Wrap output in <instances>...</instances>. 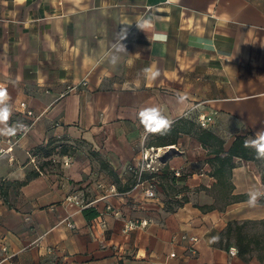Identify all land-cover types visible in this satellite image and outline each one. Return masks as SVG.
<instances>
[{"label":"crops","instance_id":"1","mask_svg":"<svg viewBox=\"0 0 264 264\" xmlns=\"http://www.w3.org/2000/svg\"><path fill=\"white\" fill-rule=\"evenodd\" d=\"M152 64L156 81L142 72ZM0 83L9 124H32L0 136L2 264H264V197L247 202L264 191L263 164L216 159L264 131V0H0ZM152 105L174 121L165 134L138 119ZM143 144L171 150L154 199L128 171ZM111 186L119 195L106 197ZM89 204L96 219L84 216ZM232 223H248L250 254H238L235 232L227 239Z\"/></svg>","mask_w":264,"mask_h":264},{"label":"clouds","instance_id":"2","mask_svg":"<svg viewBox=\"0 0 264 264\" xmlns=\"http://www.w3.org/2000/svg\"><path fill=\"white\" fill-rule=\"evenodd\" d=\"M145 25H151V21L141 20L136 26L143 31ZM120 38L118 51H123L125 46L122 41L127 38V29H121L118 33ZM158 39L164 40L166 36L158 34ZM118 57L112 56L109 62L112 65H116ZM146 79L156 81L160 75L161 70L152 64L142 70ZM11 96L8 92V86L4 83H0V136H16L18 133L27 131V125L23 122L17 121L9 124L12 117L13 107L10 103ZM176 101L179 104L187 105L189 97L183 93H178ZM138 119L146 131L150 133L165 134L170 129L174 121L165 114V111L159 105H152L141 108L138 111ZM245 147H252L256 150L258 156L264 157V131H260L256 134L255 138L250 141H245ZM264 197V191L250 190L248 192V204L252 207H256L260 198Z\"/></svg>","mask_w":264,"mask_h":264},{"label":"built area","instance_id":"3","mask_svg":"<svg viewBox=\"0 0 264 264\" xmlns=\"http://www.w3.org/2000/svg\"><path fill=\"white\" fill-rule=\"evenodd\" d=\"M70 91L76 90V87H71L69 88ZM22 108L25 109V114L28 117H33V112L29 111L26 107L25 104H21ZM200 120V124L202 127H206L208 123L212 121L211 117H203ZM27 125V131L20 133V136H25L28 134V132L31 130L32 124H25ZM170 147H164V148H156L153 146H148L146 144H143L142 149H141V155L140 158L134 162L131 163L128 167L129 173L132 175L134 179V187H142L144 190V195L147 199H154L157 194L156 190V177L159 176L162 166H163V159L165 157V153L167 150H169ZM7 150H10L7 149ZM2 153L3 150H0ZM119 195L117 189L114 186H111L106 194V197L109 196H117ZM91 206V204L87 205ZM107 210H111V207H108ZM148 221H129L127 225L125 226V232H129L134 230L137 227H146L148 225ZM68 226L70 228H74V225L68 222ZM183 241H189L192 244H195L198 242V239L194 236L188 237L187 235H184L182 237ZM3 252L7 254V249L4 248ZM229 254L232 256L237 255V250L236 249H230ZM174 257V254L171 255ZM10 259V256L6 255L5 258L0 260V264H2L4 261H8Z\"/></svg>","mask_w":264,"mask_h":264},{"label":"trees","instance_id":"4","mask_svg":"<svg viewBox=\"0 0 264 264\" xmlns=\"http://www.w3.org/2000/svg\"><path fill=\"white\" fill-rule=\"evenodd\" d=\"M209 135V139H215L216 137H214L211 134H207ZM151 146V145H148ZM43 151L44 155H49L52 150L49 149L48 147H44V148H40L38 149V152ZM222 152L221 146H220V150H217V153L219 154V152ZM233 157H240L244 160H251V161H255V162H262L263 167H261V171H262V181L264 182V157H260L258 156L257 152L255 149H252L251 147H245V141L243 139V137H238L236 139V141L234 142L233 146L231 147V149L227 152V157L224 159H220V157H218V155L216 156V159L225 163L228 161H232ZM39 174V172L34 173L32 175H29L27 180L24 182H16V185L18 187H21L23 185H25L27 182H29L32 178L36 177ZM5 184H11V183H4L1 186V194L3 197L6 196V192H5ZM134 186V185H133ZM132 186L126 187L124 189H120L121 192H125V191H129L131 190ZM84 216L87 220H93L96 219L98 216H100L98 210L94 207V206H88L87 208H85L84 210ZM248 223H243V224H237V223H232V224H228L227 229H226V236L227 239L229 240V236L232 232L236 233L235 236V246L238 250V254L241 256H246L248 254H250L252 252V248H251V240L250 238L244 233L245 227ZM260 242L257 241V244H259ZM229 246V244H228Z\"/></svg>","mask_w":264,"mask_h":264},{"label":"rangeland","instance_id":"5","mask_svg":"<svg viewBox=\"0 0 264 264\" xmlns=\"http://www.w3.org/2000/svg\"><path fill=\"white\" fill-rule=\"evenodd\" d=\"M170 154H171V150H167L166 153H165V157H167V156L170 155ZM166 208H167V207H166ZM256 231H257V232H262V231H264V228H261V229H260V228H257ZM249 232H250V233H253L254 230L250 228V229H249ZM261 234L264 235L263 232H262ZM263 257H264V254H263Z\"/></svg>","mask_w":264,"mask_h":264}]
</instances>
